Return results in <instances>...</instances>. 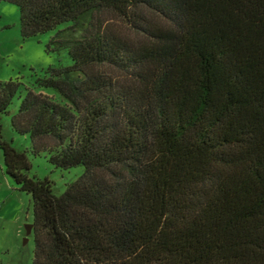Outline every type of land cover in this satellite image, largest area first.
<instances>
[{
    "label": "trees",
    "instance_id": "16d2710c",
    "mask_svg": "<svg viewBox=\"0 0 264 264\" xmlns=\"http://www.w3.org/2000/svg\"><path fill=\"white\" fill-rule=\"evenodd\" d=\"M0 1L70 60L0 81L31 264H264V0ZM40 154L82 173L53 195Z\"/></svg>",
    "mask_w": 264,
    "mask_h": 264
},
{
    "label": "rangeland",
    "instance_id": "374dc122",
    "mask_svg": "<svg viewBox=\"0 0 264 264\" xmlns=\"http://www.w3.org/2000/svg\"><path fill=\"white\" fill-rule=\"evenodd\" d=\"M119 32L123 29L109 19ZM59 25L57 28H62ZM54 33L50 30L36 37L22 39L19 34L18 9L14 4L0 1V81L17 80L24 86H33L35 77H41L49 66L70 65L65 49L47 52L45 45ZM44 93L56 98L51 90ZM20 97L15 96L9 105L7 114L0 116L2 139L10 141L16 151L29 147L26 136L14 134L9 127V117L15 113ZM30 169L27 177L43 179L52 183V194L59 195L65 186L74 181L82 167L56 169L46 156L28 155ZM32 223L29 196L18 190L12 179L4 174L0 151V264H31L33 252L32 233L25 235V226ZM25 239V241H24Z\"/></svg>",
    "mask_w": 264,
    "mask_h": 264
},
{
    "label": "water",
    "instance_id": "95a60500",
    "mask_svg": "<svg viewBox=\"0 0 264 264\" xmlns=\"http://www.w3.org/2000/svg\"><path fill=\"white\" fill-rule=\"evenodd\" d=\"M24 228H25V235L26 236H28L29 234L32 233V224H28ZM24 241H25V239H24Z\"/></svg>",
    "mask_w": 264,
    "mask_h": 264
}]
</instances>
